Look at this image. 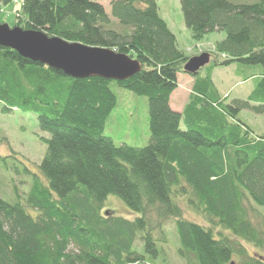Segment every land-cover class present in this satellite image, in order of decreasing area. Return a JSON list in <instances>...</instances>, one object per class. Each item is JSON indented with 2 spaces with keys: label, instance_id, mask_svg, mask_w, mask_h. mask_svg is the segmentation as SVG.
<instances>
[{
  "label": "trees",
  "instance_id": "16d2710c",
  "mask_svg": "<svg viewBox=\"0 0 264 264\" xmlns=\"http://www.w3.org/2000/svg\"><path fill=\"white\" fill-rule=\"evenodd\" d=\"M180 2L194 39L226 35L194 74L157 0H112L111 15L96 0H19L15 26L46 22L50 37L110 48L141 70L122 81L75 78L0 45V106L36 114L49 134L43 178L34 176L25 202L0 196V264H147L170 246L171 221L186 264H264L250 251L264 252V135L239 117L264 113V0ZM236 62L263 71L248 98L229 102L213 73ZM180 74L194 79L182 112L170 106ZM117 88L148 100L145 146L106 133ZM110 195L138 216L104 211Z\"/></svg>",
  "mask_w": 264,
  "mask_h": 264
},
{
  "label": "rangeland",
  "instance_id": "374dc122",
  "mask_svg": "<svg viewBox=\"0 0 264 264\" xmlns=\"http://www.w3.org/2000/svg\"><path fill=\"white\" fill-rule=\"evenodd\" d=\"M86 1L92 2V0ZM96 1L102 3L111 15L112 0ZM157 1L161 16L175 33L179 48L185 54L199 56L203 53L211 55L216 52V43L226 36L225 32L214 31L196 40L185 23L180 0ZM18 4L13 2L0 9V23L15 26L18 21V17L16 18ZM33 28L46 32L48 25L44 22V24H34ZM207 66L210 64L204 66L203 71ZM262 71L261 65H245L236 62L215 69L213 81L220 95L226 97L227 101L230 102L236 98L246 99L254 90L257 76ZM242 80H244L243 83H241ZM116 91L119 96L118 106L107 120V135L111 136L117 144L126 142L132 146H145L150 135L147 98L126 89L117 88ZM239 117L253 129L256 135H264V113L245 109L240 112ZM182 125L184 127L183 123ZM48 137V133L40 130L36 114L18 110L6 113L0 106V196L2 198L11 203L25 202L24 198L30 192L34 176L43 178L40 164L47 149L43 138ZM257 207L264 213L263 206ZM106 210L130 220L138 216L116 195H110L106 199L104 211ZM29 211L36 214L33 209L29 208ZM185 216L207 225L201 217L190 210L186 211ZM166 228L171 239L170 246L166 247V253H161L156 258L148 256L147 264H186L185 259L178 252L179 240L174 222H169ZM138 249L144 253L143 247ZM250 251L264 255V252L256 251L254 248Z\"/></svg>",
  "mask_w": 264,
  "mask_h": 264
},
{
  "label": "water",
  "instance_id": "95a60500",
  "mask_svg": "<svg viewBox=\"0 0 264 264\" xmlns=\"http://www.w3.org/2000/svg\"><path fill=\"white\" fill-rule=\"evenodd\" d=\"M0 45L75 78L98 76L122 81L141 70L139 61L110 48L70 42L60 37H50L40 30H25L6 23H0ZM209 62L210 55L207 53L194 56L185 65V71L197 73ZM261 258L264 260L263 256Z\"/></svg>",
  "mask_w": 264,
  "mask_h": 264
},
{
  "label": "crops",
  "instance_id": "0c3cea01",
  "mask_svg": "<svg viewBox=\"0 0 264 264\" xmlns=\"http://www.w3.org/2000/svg\"><path fill=\"white\" fill-rule=\"evenodd\" d=\"M243 81L244 80H242L241 83H243ZM193 84L194 79L190 75H179V86L170 97V106L172 109L179 112L183 111L184 107L189 101Z\"/></svg>",
  "mask_w": 264,
  "mask_h": 264
},
{
  "label": "built area",
  "instance_id": "2783aa9c",
  "mask_svg": "<svg viewBox=\"0 0 264 264\" xmlns=\"http://www.w3.org/2000/svg\"><path fill=\"white\" fill-rule=\"evenodd\" d=\"M15 2H16V3H18V2H19V0H15Z\"/></svg>",
  "mask_w": 264,
  "mask_h": 264
}]
</instances>
